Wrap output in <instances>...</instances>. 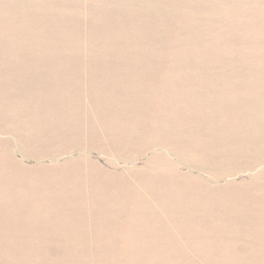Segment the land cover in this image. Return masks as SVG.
<instances>
[{
	"label": "rangeland",
	"instance_id": "1",
	"mask_svg": "<svg viewBox=\"0 0 264 264\" xmlns=\"http://www.w3.org/2000/svg\"><path fill=\"white\" fill-rule=\"evenodd\" d=\"M0 264H264V0H0Z\"/></svg>",
	"mask_w": 264,
	"mask_h": 264
}]
</instances>
